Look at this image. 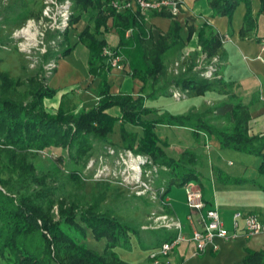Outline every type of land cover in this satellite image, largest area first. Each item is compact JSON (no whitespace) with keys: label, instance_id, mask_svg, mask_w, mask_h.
I'll list each match as a JSON object with an SVG mask.
<instances>
[{"label":"trees","instance_id":"trees-1","mask_svg":"<svg viewBox=\"0 0 264 264\" xmlns=\"http://www.w3.org/2000/svg\"><path fill=\"white\" fill-rule=\"evenodd\" d=\"M238 1L208 0V4L213 15L230 16ZM247 3V23L241 29L242 34L247 33L254 22L251 2L247 0ZM92 8L97 9L91 16L94 26L89 22L78 33L76 41H87L90 50L88 74L100 78L91 107H81L77 111L59 107L48 111L44 99L54 97L60 90L49 85V77L57 66L49 75L43 74L38 78L43 71L41 65L27 80H20L11 76L9 71L0 70V259L6 260L7 264H136L123 259L116 248L132 247V236L144 248H148L140 238L141 229L103 209L99 197L85 203L65 200L53 173L39 170L33 161L39 150L62 147L67 151L56 156L59 161L70 159L85 166L95 144L106 143L117 124L121 135L120 145L136 152H145L161 167L166 166L162 169L165 182L185 184L197 179L199 174L189 167L196 162L194 151L185 149L175 160L163 150L164 140L159 138L155 127L166 123L190 126L195 138L205 132L213 135L222 147L260 155L263 158L260 167L264 170V136L250 133L248 121L251 112L242 99L233 96L234 106L231 112H225L228 123L224 124L211 122L207 113L213 107L201 112L190 110L185 114L172 113L168 109L158 111L157 107L146 102L151 95L168 94L169 87L173 85L188 89L190 95L227 92L229 82L223 77H207L199 73L193 67L194 62H191L185 70L163 81L153 94L145 95L141 90L134 96L130 92L116 93L110 90L108 72L112 69V63L103 49L108 44L107 39L100 36L111 28L108 17L112 18L113 27L120 35L117 46L111 48L113 54L126 53L130 62V76L143 81L142 89L149 80L151 85L158 84L160 73L166 67L165 57L185 45L179 19L167 9L154 10L155 14L173 17L171 27L156 37L147 27L148 20L139 9L118 11L112 7V0H74L70 23L74 25L82 11ZM2 18L0 16V21ZM187 28V39L196 31L197 43L208 56L219 51L223 35L208 23L201 24L198 30L194 24H189ZM129 29L130 35L126 34ZM67 33L68 29L65 30L66 37ZM70 43H66L61 52L45 54L43 61L52 56L54 59L67 56L75 46V43ZM21 85L26 86L22 91L18 88ZM114 107H117L118 114L112 112ZM2 171L8 174L4 175ZM72 175L80 178L78 174ZM55 203L59 205L57 214L51 211ZM175 232L162 227L156 229V243L151 249L165 239H172ZM89 233H92L94 240H103L101 250L87 243ZM243 264H264V248L248 249Z\"/></svg>","mask_w":264,"mask_h":264},{"label":"crops","instance_id":"crops-1","mask_svg":"<svg viewBox=\"0 0 264 264\" xmlns=\"http://www.w3.org/2000/svg\"><path fill=\"white\" fill-rule=\"evenodd\" d=\"M249 1L251 2V15L254 17V22L247 33L242 34L241 29L247 23L245 16L246 9L248 8L247 0H239L238 6L230 16L213 15L208 0H183V7H181L180 12L175 16L182 24L180 32L185 38L183 53L193 50V54L196 52L201 56L204 54L203 59L207 60V63L215 61L217 64L215 75L223 77V80L227 83L229 82V86L227 92L210 91L201 96L188 94L186 98L175 97L173 95L174 102L165 109L170 110L172 113L186 114L190 110L201 112L207 107H213L211 104L204 105V99L207 97L213 100L212 102L215 105L214 109L207 113L212 119L211 122L214 124H224L228 123L225 112H231L232 106H234V96L242 99L247 104L249 112H251V118L248 121L250 133L264 136V0ZM95 11L94 8L82 11L79 20L73 25V28L75 27L73 37L78 38V33L89 22L94 26V22L89 20V18H91ZM143 14L146 16V20H148L147 27L150 28L156 37L161 32L167 31L173 22V17L155 14L154 10L144 12ZM107 21L111 28L104 31L100 36L105 37L107 45L113 48L120 41V35H118L113 27L112 18L108 17ZM203 23H208L215 31L223 35V38H221L222 45L213 56H208L203 48L198 45V33L196 31H194L191 38L187 39V26L194 24L196 30H198L199 26ZM126 34L130 35V31L126 32ZM125 55L126 53L121 54V58L129 65L130 62ZM196 59L186 60L194 62L195 65L193 67L195 68L200 60L199 58ZM54 60L56 61V59ZM191 62L182 60L184 69ZM80 66L73 61H69V70L66 72V77H69V79L63 84L76 82L87 75L89 77L88 83L92 81L96 87L100 78L88 74L86 66L85 68L82 67L84 65ZM58 68L59 65L57 64V71ZM108 76L111 82L110 90L116 93L119 91L130 92L125 87L121 90H118V87H116V84L122 85L128 82L126 76L119 75V72L115 68L109 70ZM137 80L140 81V84H136ZM142 82L141 79L134 77V81L131 84L136 92L133 93L134 96L139 94L135 87H141ZM113 86L116 87V90L113 89ZM156 96L158 100L161 94L160 96ZM112 112L118 114L117 107H114ZM155 130H158L159 138L164 140V144H162L163 150L175 160L179 159L181 151L185 149L196 153V162L189 167L194 168L199 176H203L202 178L198 176L194 180L202 189V197L206 201L205 206L216 207L220 211L226 227L231 232L235 229L232 217L236 210H241L244 214L256 212L259 215L258 217L264 220V190H246L247 187L249 188L253 184H260L264 188V183L260 181L262 177L264 181V170L260 167L263 160L262 156L222 147L213 135L205 132L198 138H195L193 136V128L190 126H172L161 123L156 125ZM200 167L204 169L203 173L200 171ZM205 172L208 175L204 176ZM200 178L203 179L204 183L201 182ZM254 185L253 187H255ZM236 186L241 189L233 190ZM167 198L170 199L172 204L171 212L176 214L177 217L179 216L181 220L186 219L190 213L185 204L186 199L184 204L179 205V208L176 209L173 206L174 198L169 196ZM240 223L242 227L236 230L237 235L234 238L220 239L217 248L209 249L207 252L195 253L192 250L193 245L190 243H179V245L173 247L169 255L161 258V264L175 261L180 262V260H186L191 264H243V257L248 254V249L262 250L264 248V234L246 235L243 228V220L242 222L240 220ZM187 230H190L189 226ZM148 243V248L146 249L150 250L156 243V240L150 245ZM134 262L136 264H152V259L148 253L145 255L139 254L137 260Z\"/></svg>","mask_w":264,"mask_h":264},{"label":"rangeland","instance_id":"rangeland-1","mask_svg":"<svg viewBox=\"0 0 264 264\" xmlns=\"http://www.w3.org/2000/svg\"><path fill=\"white\" fill-rule=\"evenodd\" d=\"M66 1H71L70 7L72 8L74 0H0V16L3 17L0 21V70L9 71L11 76L18 77L20 80H27V77L41 65L43 71L37 76L38 78L42 77L43 74L49 75L53 71V65H51L54 60L53 56L47 61H43L44 55L50 51L53 54L58 51L61 52V48L66 43L71 42L70 44L74 45L78 39L73 37L75 27L68 29V37L65 35L66 29L59 27L60 4H64ZM46 10L48 13H45ZM95 10L94 14L97 12V9ZM29 12H33L32 15L26 16ZM89 20L92 19L89 18ZM183 49L185 46L174 54H168L165 57L166 67L160 73L159 84L151 85L149 80L143 89L142 87H135L137 93L143 90L145 95L153 94L163 81L182 70V60L191 62L186 59L197 60L196 58H200L203 62L206 61L204 63H207V60L203 59L197 52L193 54L194 51L191 50L183 53ZM72 51L67 56L56 59V65L58 64L59 68L58 71L51 73L49 85L59 87L60 90L54 97L44 99L48 111L59 107L77 111L81 107H91L95 100L96 87L92 81L88 83L89 77L87 75L76 82L63 84L69 79L66 77L69 61L81 66L84 65L82 67L85 68L86 66L88 70L87 61L90 50H88L87 41L76 42ZM120 62L121 67L116 70L119 75L126 76L128 82L122 85L116 84V87L118 90L125 87L131 93H136L131 85L134 77L130 76L129 65L123 59ZM198 72L200 71L198 70ZM136 84H140V81L137 80ZM116 87L113 86V89L116 90ZM18 88L22 91L26 86L21 85ZM177 89L184 91L180 97L186 98L190 93L187 91L188 89L174 88L173 86L169 87L168 94H161L160 96L159 93L160 98L158 100L157 96L151 95L146 98V102L157 107L158 111L168 108L174 102L172 97ZM204 100V105L211 104L215 107L213 100L207 97ZM136 128L138 129V127ZM120 137V131L116 124L106 143L95 144V149L88 156L85 166H81V164L70 159H66V162L59 161L56 156L67 151L66 149L63 150L62 147L39 150L33 161L36 162L39 170L53 173L58 190L61 191L65 200L74 199L85 203L94 201L96 197H99L103 209L106 208L108 212L120 216L134 227H139L141 229L140 238L144 240L145 244L149 242L150 245L156 240V229L160 228L156 227L151 219V212L159 209V205H163L161 198H159L160 191H163V186L166 184L165 186L166 188L169 187V190L164 196L174 198L173 206L178 209L179 205H183L185 202L186 185L163 181L164 173L160 170L156 171L158 164L154 159L145 152H136L120 145ZM146 157L152 161L146 162ZM199 169L203 173L204 169L201 167ZM72 173L78 174L80 178L74 177ZM2 174L7 175L8 173L2 171ZM205 175L208 174L205 172ZM199 177L202 178L203 176ZM201 178V182L204 183ZM260 181L264 183L263 177ZM194 182L196 181L194 180ZM253 185L247 187L246 190H264L260 184L254 185L255 187ZM238 188L240 187L236 186L233 190H239ZM185 204L188 207L187 200ZM58 206V203L54 204L53 209H51L52 213L57 214ZM184 220L186 219L184 218ZM184 220L182 219V221ZM131 241L132 247L124 249L118 247L116 249L123 259L134 262L139 254L145 255L148 250L136 240L135 236L131 237ZM87 243L96 250H101L104 246L103 240H94L92 233L87 236ZM0 264H7V262L1 258Z\"/></svg>","mask_w":264,"mask_h":264},{"label":"built area","instance_id":"built-area-1","mask_svg":"<svg viewBox=\"0 0 264 264\" xmlns=\"http://www.w3.org/2000/svg\"><path fill=\"white\" fill-rule=\"evenodd\" d=\"M70 2L71 1H66L64 4H60L61 14L59 27H61V29L73 28V24L70 23V15L73 13ZM182 4L183 0H112V7L116 8L118 11L133 8L139 9L141 14H143L144 12L152 10L167 9L174 17L180 12L181 7H183ZM46 12L48 13V10H46L45 13ZM103 49L104 53L109 56L112 68L117 69L121 67V55L117 54L115 56V54H113V49L108 45H105ZM203 56L204 54H202V57ZM51 65H53V68L56 67V61L53 60ZM216 65L215 61L204 63L202 59H200L195 69L199 70V73L207 77H214L216 74ZM181 69L185 70L184 66ZM181 94H184V91L178 90L174 91L173 95L175 97H180ZM148 159L149 158L146 159V162L152 161ZM165 168L166 166L161 167L159 164L156 165V171L160 170L162 172V169ZM162 180L165 181L164 176ZM185 185L187 189L185 190V197L190 211L185 221H182L179 216L177 217L176 214L171 212L172 204L170 199L164 196L167 191L165 190L167 189L166 186H163V191H160L159 196L163 205H159V209H155L151 212V219L156 227L176 231L172 239H165L159 246L149 251L148 254L152 259V264H161V258L169 255V252L175 245L177 246L179 243L183 242L193 245L192 250L195 253L207 252L209 249H215L218 247L220 239L234 238L237 235L236 230L242 227L240 220H243V228L246 235L264 234V220L258 217V213L247 212V214H244L241 210H236L233 214L232 223L235 229L231 232L226 227L220 211L217 210L216 207L205 206L206 201L204 197H202L201 187L193 180L187 181ZM188 226L190 227L189 231L187 230ZM167 264L191 263L186 260H180V262L175 261Z\"/></svg>","mask_w":264,"mask_h":264},{"label":"bare ground","instance_id":"bare-ground-1","mask_svg":"<svg viewBox=\"0 0 264 264\" xmlns=\"http://www.w3.org/2000/svg\"><path fill=\"white\" fill-rule=\"evenodd\" d=\"M28 31V30H27Z\"/></svg>","mask_w":264,"mask_h":264}]
</instances>
